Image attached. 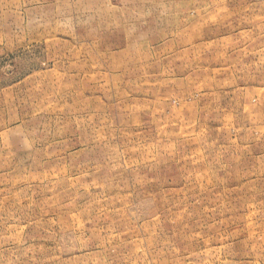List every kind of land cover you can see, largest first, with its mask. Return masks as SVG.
<instances>
[{
	"label": "rangeland",
	"instance_id": "374dc122",
	"mask_svg": "<svg viewBox=\"0 0 264 264\" xmlns=\"http://www.w3.org/2000/svg\"><path fill=\"white\" fill-rule=\"evenodd\" d=\"M0 264H264V0H0Z\"/></svg>",
	"mask_w": 264,
	"mask_h": 264
}]
</instances>
